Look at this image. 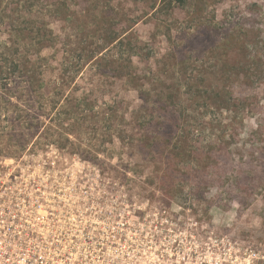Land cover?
Listing matches in <instances>:
<instances>
[{
    "label": "rangeland",
    "instance_id": "obj_1",
    "mask_svg": "<svg viewBox=\"0 0 264 264\" xmlns=\"http://www.w3.org/2000/svg\"><path fill=\"white\" fill-rule=\"evenodd\" d=\"M0 238L264 264V0H0Z\"/></svg>",
    "mask_w": 264,
    "mask_h": 264
},
{
    "label": "built area",
    "instance_id": "obj_2",
    "mask_svg": "<svg viewBox=\"0 0 264 264\" xmlns=\"http://www.w3.org/2000/svg\"><path fill=\"white\" fill-rule=\"evenodd\" d=\"M24 239L19 240L18 248H13L9 238H0V264H34L31 261L29 248L24 244L26 241ZM39 263L43 264V257L39 256L35 259Z\"/></svg>",
    "mask_w": 264,
    "mask_h": 264
},
{
    "label": "trees",
    "instance_id": "obj_3",
    "mask_svg": "<svg viewBox=\"0 0 264 264\" xmlns=\"http://www.w3.org/2000/svg\"><path fill=\"white\" fill-rule=\"evenodd\" d=\"M41 88L42 89H44L43 90V92H42V97H44L46 94H47V90H48V87H46V86H42L41 85ZM43 105H48L47 107H42V110H43V112H46V110H47V108H49V106H50V108H52L51 107V105L50 104H48V103H44ZM43 115L44 116H46L47 115V113H43ZM67 133L70 135V134H72V133H70V131H67ZM153 137V139L154 138H156V137H154V136H152ZM152 137H148V138H152ZM67 140H70V137L69 136H67V138H66ZM71 141V140H70ZM75 150H81L80 152H81V154H86V152H87V155L86 156H93V155H91L92 154V151H90V150H82V148L81 147H76V149H73V151L75 152ZM93 150L94 151H99V149L98 148H93ZM84 156V155H83ZM98 158V157H97ZM197 168V167H196ZM196 168H194L195 170H197Z\"/></svg>",
    "mask_w": 264,
    "mask_h": 264
}]
</instances>
